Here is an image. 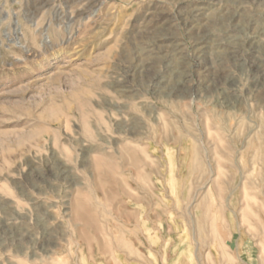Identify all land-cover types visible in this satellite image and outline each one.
<instances>
[{"label":"rangeland","instance_id":"rangeland-1","mask_svg":"<svg viewBox=\"0 0 264 264\" xmlns=\"http://www.w3.org/2000/svg\"><path fill=\"white\" fill-rule=\"evenodd\" d=\"M256 32L264 0H0V264H264Z\"/></svg>","mask_w":264,"mask_h":264},{"label":"bare ground","instance_id":"bare-ground-1","mask_svg":"<svg viewBox=\"0 0 264 264\" xmlns=\"http://www.w3.org/2000/svg\"><path fill=\"white\" fill-rule=\"evenodd\" d=\"M229 1V0H228ZM225 2V1H224ZM196 5V4H195ZM214 5V4H213ZM224 6V5H223ZM195 7V6H194ZM208 7V6H207ZM236 7V6H235ZM196 9L193 11L194 12V17L196 18V20L198 19V20H204V21H206V25H208V22L210 23V22H212V24H215V25H219L220 27L219 28H222V30H224L223 29V27L225 26L224 25V23H225V20H226V18L227 17H222L221 15H218L217 13H216V11L215 12H211V13H209V14H207V12H208V9L206 8V6L204 5V4H200V5H198L197 7H195ZM209 8V7H208ZM225 8V7H224ZM243 8V7H242ZM218 9V8H217ZM216 9V10H217ZM233 9V8H232ZM236 10V9H235ZM233 11V10H232ZM237 11V10H236ZM235 11V12H236ZM238 12V11H237ZM222 13V12H221ZM225 13V12H224ZM227 13V12H226ZM192 14V13H191ZM239 14V13H238ZM226 15V14H225ZM227 16V15H226ZM233 16V15H232ZM236 16V15H235ZM241 17V19H242V21H243V19H244V17L241 15L240 16ZM230 18V17H229ZM236 18V17H235ZM228 19V18H227ZM234 20V19H233ZM248 21H249V19H248ZM203 22V21H202ZM229 22H231V21H229ZM239 22H241V21H239ZM200 23V22H199ZM238 23V22H237ZM242 23V22H241ZM166 24V23H165ZM234 24V23H233ZM243 24V23H242ZM232 25V24H231ZM237 24H235V26H236ZM245 25V24H244ZM227 26V25H226ZM209 27V26H208ZM244 27V26H243ZM204 28H206L205 26H204ZM216 28V27H215ZM218 28V29H219ZM245 28V27H244ZM167 29V28H166ZM201 29V28H200ZM207 29V28H206ZM233 29H235V28H232V30ZM229 30V29H228ZM236 30V29H235ZM238 30H239V28H238ZM242 30V29H241ZM234 32V31H233ZM243 32V31H242ZM217 33V32H216ZM225 33H227V32H225ZM259 33V35L257 34V32H256V35H252V37H251V35H250V37L253 39V44L255 43V45H264V38L263 37H261L260 36V34H261V32H258ZM213 34V33H212ZM222 34V33H221ZM234 34V33H233ZM253 34H255V33H253ZM213 35H215V34H213ZM223 35V34H222ZM229 36L230 37V35L227 33L226 34V36ZM236 35H239L238 33L236 34ZM236 35H234V37L236 36ZM203 36V35H202ZM219 36V35H218ZM227 36V37H228ZM228 37V38H229ZM233 37V38H234ZM248 37V36H247ZM200 38V37H199ZM204 38V37H203ZM220 38V37H219ZM231 38V37H230ZM229 38V39H230ZM236 38H238V37H236ZM240 38V37H239ZM205 39V38H204ZM226 39V37H224V40ZM232 39V38H231ZM173 40H174V37H173ZM216 40V39H215ZM228 40V39H227ZM239 40V39H238ZM220 41H221V38H220ZM219 41V42H220ZM229 41V40H228ZM231 41H233V40H231ZM236 41V40H235ZM250 41V40H249ZM197 42V41H196ZM234 42V41H233ZM251 42V41H250ZM200 46H198L197 48H196V50L199 52V53H202L203 52V49H206L207 47H208V49H215L220 43H218V42H216V41H209V40H207V37H206V40H203V41H201L200 43H198ZM233 44V43H232ZM253 44H252V47H253ZM176 47H177V44L175 43L174 44ZM225 46V45H224ZM232 46V45H231ZM169 47V46H168ZM171 47V46H170ZM196 47V46H195ZM220 47V46H219ZM251 47V48H252ZM255 47V46H254ZM261 47V46H260ZM221 48V47H220ZM224 48V47H223ZM231 48V47H230ZM225 50H227V48L225 49ZM225 50H221V51H225ZM173 51V50H172ZM180 51V50H179ZM217 51V50H216ZM215 51V52H216ZM195 52V51H194ZM254 52V51H253ZM173 54V53H172ZM176 54V53H175ZM174 54V55H175ZM216 54V53H215ZM210 55H213V54H211L210 53ZM220 55V54H219ZM226 56V55H225ZM219 57V56H218ZM222 58H223V56H222ZM225 58V57H224ZM177 60V59H176ZM173 62V61H172ZM176 62V61H175ZM167 63H168V61H167ZM166 63V64H167ZM182 64V63H181ZM169 65V64H168ZM167 66V65H166ZM180 66V65H179ZM171 68L173 69V70H175V71H177V69H179L178 67H177V64H172L171 65ZM172 69H169V70H172ZM180 71H181V69H180ZM172 72V71H171ZM182 73V72H181ZM172 74V73H171ZM184 74V73H183ZM180 76H182V75H180ZM179 76V77H180ZM170 77V76H169ZM204 77V76H203ZM166 78V77H165ZM167 78H168V76H167ZM173 78V77H172ZM183 78V77H182ZM169 80V79H168ZM170 81V80H169ZM184 81V80H183ZM182 83V82H181ZM173 84V83H172ZM174 88V87H173ZM33 200H35V198L33 199ZM37 200V199H36ZM40 203V202H39ZM42 204V203H41ZM45 210H46V208H45ZM51 218H53V217H51ZM51 218H50V220H51ZM55 218V217H54ZM10 219V218H9ZM7 221V220H6ZM10 221V220H9ZM8 222V221H7ZM47 223V222H46ZM58 225V224H57ZM62 225V224H61ZM47 227V226H46ZM50 228V227H49ZM61 228V227H60ZM47 230V229H46ZM52 231V230H51ZM53 232V231H52ZM46 233V232H45ZM48 233V232H47ZM148 233V232H147ZM62 234V233H61ZM82 234V233H81ZM148 235V234H147ZM49 236V235H48ZM49 238H51V237H49ZM61 238V237H60ZM54 241V240H53ZM46 251V250H45ZM81 255V254H80ZM119 255V254H118ZM120 256V255H119ZM83 258V257H82ZM124 259V258H123ZM81 261H82V259H81ZM126 262V261H125ZM154 262V261H153ZM86 263V262H85ZM133 264V263H132Z\"/></svg>","mask_w":264,"mask_h":264}]
</instances>
